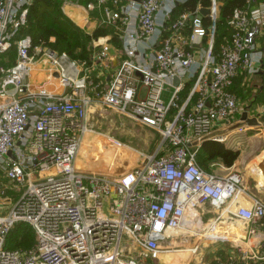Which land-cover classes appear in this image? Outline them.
Here are the masks:
<instances>
[{"label":"built area","instance_id":"1","mask_svg":"<svg viewBox=\"0 0 264 264\" xmlns=\"http://www.w3.org/2000/svg\"><path fill=\"white\" fill-rule=\"evenodd\" d=\"M183 1L91 0L85 5L101 8L106 23L116 24L123 55L96 90L89 84L90 72L105 59L106 46L88 65L49 48L29 53V37L12 39L31 0H0V54L15 47L13 65L0 66V264H155L173 251L168 241L172 232L188 226L187 211L237 198L240 175L209 173L195 155L205 139L239 144L252 130L236 127L240 114L231 88L239 76L262 73L264 2L244 0L234 8L227 35L214 48L219 2L209 0L207 17L197 7L172 19ZM35 57L50 65L65 94L29 88ZM95 105L155 131L154 150L138 152L135 165L113 176L76 169V154L89 132L86 112ZM217 128L232 133L214 134ZM263 213L255 200L234 212L250 227L239 257L225 254L228 264H264ZM16 223L33 231L29 249L4 248Z\"/></svg>","mask_w":264,"mask_h":264},{"label":"rangeland","instance_id":"2","mask_svg":"<svg viewBox=\"0 0 264 264\" xmlns=\"http://www.w3.org/2000/svg\"><path fill=\"white\" fill-rule=\"evenodd\" d=\"M259 46L264 50V32L259 38ZM234 90L238 94V97L236 96L240 114L238 118L240 119L241 115L245 114L247 119H255L256 122V125L251 126L252 130L249 133L245 132L242 138L243 144L238 151L244 161L237 168L244 176V165L249 163L264 146L262 138H255L264 129V62L262 74L240 77L236 80ZM86 126L89 132L83 136L74 160V167L80 171L98 172L112 176L125 172L137 163L138 152H151L159 140L155 131L141 125L135 119L96 105L91 106L86 112ZM109 138L113 143L109 141ZM223 146L234 150L229 142L224 143ZM244 182L247 183L249 190L259 197L254 192L250 181ZM256 201L258 202V200ZM202 222L206 228L209 221L203 220ZM218 222L223 228L228 226L226 221L219 220ZM213 233L207 235L213 240L204 239L201 241L199 249L190 254L191 258H188L187 254L186 260L182 262V255L178 254L168 264H228L225 252L230 248V242H233L228 238L231 234L226 233L219 236L216 231ZM217 239L221 241L213 242ZM194 243L192 238L182 249L188 250L191 247L189 245Z\"/></svg>","mask_w":264,"mask_h":264},{"label":"crops","instance_id":"3","mask_svg":"<svg viewBox=\"0 0 264 264\" xmlns=\"http://www.w3.org/2000/svg\"><path fill=\"white\" fill-rule=\"evenodd\" d=\"M89 1H91V0H62L61 6H60V11L66 19H68L75 27L80 29L83 33H85L87 35H91L96 29H100L104 33L103 35L96 37L95 39L91 40V42H90V47L92 49L91 56L94 52L99 51L102 48V46L107 47L105 59L103 61H101L100 63H97V65L94 67V69L90 72L91 74H90V80H89L90 83L89 84L92 86H95L96 90H98L99 88H101V86H103L105 84L106 76H107L108 72L118 64L120 59L123 58V55L120 51V43H119V39H118L120 32H119L118 27L114 23L113 24H107L106 23V18H105V15H104L101 8L94 7L92 10H87L85 8V5ZM49 41L51 42V41H53V39L50 38ZM53 74H54L53 69L50 67V65L42 57H35L34 63L31 65V70H30V73H29L27 80H26L27 85L29 86V88L31 90L37 89V88H43L46 91L50 92L53 96H56V97L62 96L67 91L58 85V82L55 79V75H53ZM227 132H229L231 134L232 130L217 128V130L214 132V134L219 135V134H225ZM207 140H210V139H207ZM210 141H212V140H210ZM230 144L233 146L234 150L239 151L243 142L242 143L240 142L239 144L230 142ZM258 154H256L254 156V158ZM243 161H244L243 157H241V155L238 153L236 160L233 162V164L230 167L224 166L222 164V162L219 160H214V161L209 162L207 164V169L205 171H207L209 173L216 174V175H224L229 171L237 172L240 175L241 181H242V182L240 181V184H239V188L241 189V192L239 193L237 198L230 200L228 202H224V204L221 206H211L210 204L201 205L200 207H198L192 211V214H193L192 216H189L188 215L189 211H187L186 215H185V220H186V222H188V226L187 227L185 226L186 228H184V229H185V231H188L189 233H191L190 231H193L192 236L187 237L189 235V233H185L184 235L183 234H175V233H178L180 230L172 232L171 233V239L168 241V246L174 248L172 252L177 251V250H184L182 248H184V246H186V244L192 238H193L195 243L192 245H189V246H191L190 250H193L190 254H192L193 252H196L197 249H199V247L201 246V241L204 240L202 238L205 236V233L207 231H210V230H207L206 228H203L202 231L198 230V227L203 223L202 221L203 220L209 221L208 224L212 221H213L212 223H214V221H217V219H219V216L222 213V211L227 209L232 203L235 205L236 210L239 207H244V206H238V204L236 203V200L240 203V205H246V203H248L249 207H245V208H250L252 205V201L258 200L260 205H262V208H264V185L256 184V181L251 177H247V176L245 177V175H246L245 166L248 163H246L244 165L245 174H244V176H242V174L240 173L237 166H239L240 163H242ZM212 163H216L217 165H221L223 167V169H220L219 167H215V166L213 168L210 167V164H212ZM245 178H246V180H244ZM2 180L3 179H2L1 173H0V181H2ZM247 180L250 181V183L253 186L254 192L259 197H256L254 195L253 191L249 190V188L247 187V183L245 184V182H244ZM221 209H223V210L220 212L219 210H221ZM215 210H217V211H215ZM218 211H219V213H218ZM259 214H260V212L256 213L255 220L256 219L258 220ZM233 217L234 218L230 217V215H229V219H231L230 220L231 223L234 226H236L238 223H241V225L243 227V238L240 239L238 241V243L235 241L230 242V244H231L230 248L226 250L225 254H227V255L232 254L231 256H233L234 258L237 259L239 257L238 249L243 250L245 244H247V240H248L247 239V237H248L247 236V230L250 227V224L245 222V221H242L240 219L235 218V216H233ZM193 219L199 220L200 224L198 226L194 225L192 223ZM220 220L223 222L226 221L228 226L226 228H221L220 225L218 224L217 226H215L216 229L215 230L213 229V231L209 232L208 234H213V232L216 231L217 234H219V236L221 234H226V233H230L232 235V227L228 222L229 220L227 221L226 219H223V218H221ZM259 223L261 224V226H262L261 229L264 233V213L262 214V218L259 219ZM236 228L238 230L241 229L240 226L236 227ZM213 237H215V236H213ZM198 238H200L201 240H199ZM209 239H212V238H209ZM220 241L221 240L217 239L213 242H220ZM229 241H232V240H229ZM260 253L264 254V240H262V243H261ZM190 254L188 255V258H191ZM165 255L166 254L161 255L156 263L157 264H165L162 261V257ZM185 260H182V262Z\"/></svg>","mask_w":264,"mask_h":264},{"label":"trees","instance_id":"4","mask_svg":"<svg viewBox=\"0 0 264 264\" xmlns=\"http://www.w3.org/2000/svg\"><path fill=\"white\" fill-rule=\"evenodd\" d=\"M220 8L217 14L216 33L214 36V48H217L222 37L227 35L226 22L230 18L232 11L236 7L244 5V0H217ZM264 2V0H256ZM62 0H31L26 5V15L24 24L20 26L12 41L27 36L31 42L32 53L34 48H49L57 53H65L70 59L88 65L91 58V40L104 33L96 29L91 35L83 33L66 19L61 11ZM209 0H184L181 4L174 7L172 19L180 13H190L197 7H207ZM206 23L205 19L203 20ZM52 38L53 41H49ZM15 59V47L11 44L10 48L0 54V66H12ZM11 62V63H10ZM264 62V61H263ZM237 77L231 88V92L238 97L234 88ZM188 85L185 87L187 90ZM236 97V98H237ZM259 116V115H258ZM238 156V151L227 149L223 144L205 140L202 141L195 155L198 166L206 170L207 164L214 160H219L226 167H230ZM34 243V234L29 226L23 223H16L9 230L5 238L4 248L7 250H26Z\"/></svg>","mask_w":264,"mask_h":264},{"label":"bare ground","instance_id":"5","mask_svg":"<svg viewBox=\"0 0 264 264\" xmlns=\"http://www.w3.org/2000/svg\"><path fill=\"white\" fill-rule=\"evenodd\" d=\"M256 137H259V138H262L263 142H264V129L261 130L256 136ZM264 156V147L262 148V150L260 151V153L252 160L250 161L246 166H245V172H246V175L247 177H251L253 178L255 181H256V184L258 185H264V179L263 177L260 175V173L258 172V170L256 169V164L257 162L260 161V159H262V157ZM239 199V198H238ZM243 199V198H242ZM243 201V200H242ZM245 202V201H244ZM236 203L238 204V206H244V207H249V204L246 203V205H240V203L236 200ZM243 204V203H242ZM224 209V208H223ZM219 210L220 212L223 210ZM236 211V208H235V205L232 203L227 209L223 210L222 213L220 214L219 216V219H217V221H214V223L210 222L208 225H206V229L207 230H210V231H207L205 233V236L202 238V239H209L207 237L208 233L213 231V229L215 230V226H217L218 224L220 225L221 228H223L220 224V222H218L221 218L223 219H226L229 224L231 225L232 227V235L229 236L228 238L231 239L232 241H235L238 243V241L240 239L243 238V227L241 225V223H238L236 226H234L232 223H231V219H229V215L230 217L234 218V212ZM219 213V212H218ZM189 216H192V211L190 210L189 213H188ZM241 227L240 230H238L236 227ZM205 227V225L203 226L202 224L198 227V230H202L203 228ZM218 229V228H217ZM191 233H189L188 231H185L184 228L180 229V231L178 233H175V234H185V233H189V236H192V233L193 231H190ZM214 234V233H213ZM184 239V238H183ZM185 240V239H184ZM188 242V241H187ZM193 250H177V251H174V252H170L168 254H166L165 256L162 257V261L165 263V264H168L170 263L171 261L174 260V256H177L178 254H181L182 255V260H185L186 259V255L190 254Z\"/></svg>","mask_w":264,"mask_h":264},{"label":"water","instance_id":"6","mask_svg":"<svg viewBox=\"0 0 264 264\" xmlns=\"http://www.w3.org/2000/svg\"><path fill=\"white\" fill-rule=\"evenodd\" d=\"M136 1H139V0H136ZM199 14L202 17H207L208 14H209V9L200 7L199 8ZM260 74H262V73H260ZM177 82H178L177 79H173V83L174 84H176ZM252 125H256L255 119H247L246 115L243 114V115H241V118L239 119V123H238V125H236V127H238V126H246V127L251 128ZM205 140H207V139H205ZM205 140H203V141H205ZM8 155H9V153H8ZM256 169L258 170V172L260 173V175L264 179V156L256 164Z\"/></svg>","mask_w":264,"mask_h":264}]
</instances>
